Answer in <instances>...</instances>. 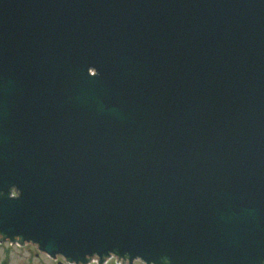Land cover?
I'll list each match as a JSON object with an SVG mask.
<instances>
[{
    "label": "water",
    "instance_id": "95a60500",
    "mask_svg": "<svg viewBox=\"0 0 264 264\" xmlns=\"http://www.w3.org/2000/svg\"><path fill=\"white\" fill-rule=\"evenodd\" d=\"M19 237L82 264H264V0H0Z\"/></svg>",
    "mask_w": 264,
    "mask_h": 264
},
{
    "label": "rangeland",
    "instance_id": "374dc122",
    "mask_svg": "<svg viewBox=\"0 0 264 264\" xmlns=\"http://www.w3.org/2000/svg\"><path fill=\"white\" fill-rule=\"evenodd\" d=\"M98 256L94 255L89 258L87 264H99L95 261ZM0 264H82L58 255L50 257L45 252L39 250L37 244L32 242H22L20 237L11 242L3 238L0 242ZM102 264H120L114 256L108 257ZM132 264H144L139 259H134Z\"/></svg>",
    "mask_w": 264,
    "mask_h": 264
}]
</instances>
